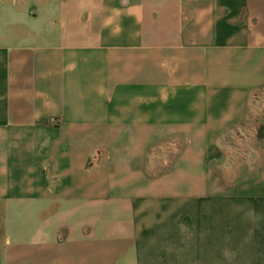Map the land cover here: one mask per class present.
<instances>
[{
	"label": "crops",
	"instance_id": "1",
	"mask_svg": "<svg viewBox=\"0 0 264 264\" xmlns=\"http://www.w3.org/2000/svg\"><path fill=\"white\" fill-rule=\"evenodd\" d=\"M0 264H264V0H0Z\"/></svg>",
	"mask_w": 264,
	"mask_h": 264
},
{
	"label": "trees",
	"instance_id": "2",
	"mask_svg": "<svg viewBox=\"0 0 264 264\" xmlns=\"http://www.w3.org/2000/svg\"><path fill=\"white\" fill-rule=\"evenodd\" d=\"M261 127L258 129L257 137L260 139L261 138Z\"/></svg>",
	"mask_w": 264,
	"mask_h": 264
},
{
	"label": "built area",
	"instance_id": "3",
	"mask_svg": "<svg viewBox=\"0 0 264 264\" xmlns=\"http://www.w3.org/2000/svg\"><path fill=\"white\" fill-rule=\"evenodd\" d=\"M50 122H51V123H55L56 120L52 118V119H50Z\"/></svg>",
	"mask_w": 264,
	"mask_h": 264
}]
</instances>
